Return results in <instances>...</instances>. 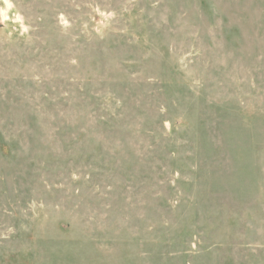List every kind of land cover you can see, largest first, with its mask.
<instances>
[{
  "label": "rangeland",
  "instance_id": "rangeland-1",
  "mask_svg": "<svg viewBox=\"0 0 264 264\" xmlns=\"http://www.w3.org/2000/svg\"><path fill=\"white\" fill-rule=\"evenodd\" d=\"M0 264H264V0H0Z\"/></svg>",
  "mask_w": 264,
  "mask_h": 264
}]
</instances>
